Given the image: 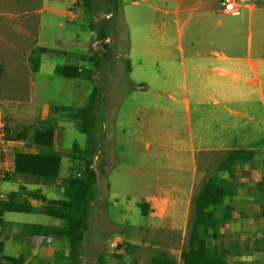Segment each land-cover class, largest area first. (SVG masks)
<instances>
[{"label":"crops","instance_id":"1","mask_svg":"<svg viewBox=\"0 0 264 264\" xmlns=\"http://www.w3.org/2000/svg\"><path fill=\"white\" fill-rule=\"evenodd\" d=\"M161 1L165 5L162 11L146 5L153 11L143 18L149 30L147 37L150 43L147 47H142V54L151 55L154 52L158 54V60L162 57L166 62L167 74L163 84L168 102L159 104V99L148 96L147 78L139 80L142 81L140 84H136L138 80L131 77L123 79L126 80L124 87L129 88L127 91L131 92V112L130 115L127 114V117H130L129 124L122 125V129L127 134L133 133L128 135L126 143L110 141L112 134L108 133L106 137L109 141L105 142L104 119L107 118L111 107L117 109L123 103L118 85L114 86L110 80L111 74L104 76L101 81V85L105 86L104 91L101 92L98 87L102 102V110L99 108L101 140L93 167L99 164V168L94 167L98 176L99 196L101 197V190L109 194L108 174L125 162L124 157L128 155L131 158L126 160V173L133 171L135 174H141L151 171L154 174L147 182L137 181L136 188L141 191L136 193L130 192V185L124 183L126 189L123 196L127 204L123 218L117 217V212L111 210L105 202L109 226L117 228L120 226L118 221L124 223L132 219L136 205L140 210V220L128 224V232L115 235L120 236L125 244L135 248L120 251V254L123 253V256L129 258L138 257V254L151 258L156 255V251H163L169 258L175 259L176 264H180L192 197L196 194L197 187L209 177L206 178L209 171L204 169L207 165L205 155L218 160L219 163L226 151L255 150L257 156L254 159L234 164L229 173H221V177L229 182V185L225 188L224 196L219 198L218 203L210 210V216L218 222L204 226L203 230L210 235H217V238L210 239V246L212 249L226 251L230 264H264V145L254 149L248 146L252 139L264 137V129H261L264 127V117L258 112V105H264V0H257L260 2L259 6L253 4L252 1L255 0H248L241 11L245 12L244 15L238 17L220 9L213 10L210 0ZM156 12L163 14L162 21L158 20ZM253 16L258 19L257 31L261 42L253 48L247 39L244 47L236 49L239 43H236L235 34L239 29L234 25V21L247 20L251 31ZM133 20L135 21V18ZM173 28L177 35L184 34L186 47L172 45L170 35ZM30 50L27 52V61ZM110 52L119 53L115 51V47ZM118 53L109 57L110 61L123 55L125 66L128 67V52L124 53L123 49ZM129 56L131 57L130 52ZM65 68L63 76H66ZM37 72L39 74V70ZM35 73L31 72V75ZM15 78L16 75L10 84L15 85ZM49 86L50 83L45 85ZM43 87L44 85L39 88V93ZM178 103L184 111L182 122L177 117ZM38 107L40 109L35 113L38 120H34L38 128L49 124L59 125L55 104L45 103ZM150 107L163 109L165 124L159 133L151 131V128L141 130L140 126L137 130V126L132 123V117L145 115V110ZM6 112L8 114L7 109ZM1 123L0 121V145L6 147V161L0 162V168H3L7 175L3 176L0 182V199L11 202L28 200L30 205L40 207L44 205L42 200L27 196V193L40 191L46 202L58 201L61 197L62 180L73 171L74 162L70 160L64 166L63 175L59 173L56 188L42 186L35 176H19L17 170L20 153H32V150H36L35 153H44L41 151L47 150L45 153L50 154L52 149L38 146L32 141L30 146L21 141H3ZM147 135L157 141L148 144L147 150L138 151L140 140ZM16 144L20 146L18 152L16 147H12ZM123 144L129 148V152L123 150L121 155L119 149ZM73 172L77 173L78 170ZM102 177H105V183L102 182ZM7 182L10 184L4 186ZM4 214L5 212L2 213V220L5 222L2 231V256H5V239L8 244H13L18 236L23 235L24 245L35 248L31 256L38 257L40 264L46 261V257L40 254L46 250L52 251L51 254L61 251L62 258L67 257V250L60 247L63 237L58 234L46 236L34 232L52 231L63 226L62 220L53 218L61 223L42 225L19 222L16 219L5 221ZM19 257H22V264H30V257Z\"/></svg>","mask_w":264,"mask_h":264},{"label":"rangeland","instance_id":"2","mask_svg":"<svg viewBox=\"0 0 264 264\" xmlns=\"http://www.w3.org/2000/svg\"><path fill=\"white\" fill-rule=\"evenodd\" d=\"M210 1L213 10L220 9L223 11L221 0L218 2L216 0ZM252 2L255 6H259V1L255 0ZM146 5L157 7L160 11L165 9V5L161 0H119L118 13L112 17L105 0H0V65L3 68V73L0 77V114L2 116L0 121L2 124L4 123L3 126L7 125L11 129H15L16 125L37 124L38 116L35 113L38 112V106L45 103H53L56 107H81L87 101L93 85L97 88L99 87L101 92L104 91L105 86L101 85V81L104 76L111 74L110 80L114 83V86L118 85L123 104L117 109L114 107L109 109L108 116L104 119L105 131L103 140L105 142L109 141L106 134L111 133L110 141L126 143L128 135H132L133 132L127 134L122 129V125L129 124L130 117H127V114L130 115L131 112V92L127 91L129 88L124 87L126 80L123 79L131 77L134 80H138L136 84H140L142 81L139 80L147 78L149 81L148 96L159 99V104L168 102L164 95L165 85L163 84L167 74L166 62L163 61L162 57L158 60L157 53L153 52L151 55L144 56L142 54V47H147L150 43L147 37L149 30L146 28V20L143 21V18L153 11L151 8H147ZM241 11L239 14L232 16L244 15L245 12L241 13ZM155 14L159 21L163 20L161 12H156ZM133 18H135V21ZM252 22L253 25L250 31L247 20L239 19L234 21V25L239 29L235 34L236 43H239L236 49L244 47L247 39L250 40L253 48H256L261 42V37L257 31L258 19L256 16L252 17ZM102 25H111L112 33L103 41H98L96 30ZM170 36L173 46L183 45L186 47L187 41L183 33L179 36L175 28H173ZM34 47L46 48L49 51L40 55L39 74L37 72L31 75L27 52ZM114 47L115 51H119V53L110 52ZM123 49L124 53L125 51L128 52V67L127 65L125 66L126 60L123 55H120L115 60L112 59V61L109 59V57H113L114 53L120 54ZM82 55L94 56L96 61L101 59L100 63L102 65L98 69L94 61H90L87 58L82 59ZM66 66L68 67L65 68ZM64 68L66 76H63ZM14 75H16L15 85H12L10 82ZM48 83H50V86L45 87ZM43 85L44 87L39 93V88ZM176 106L178 120L180 119L182 122L184 111L181 104L178 103ZM99 108L102 110L101 101ZM263 108V104L258 105V112L264 117ZM145 112L146 114L141 115L139 118L132 117V123L137 126V130L140 126L141 130L151 128V131L159 133L161 127L165 124L163 109L150 107ZM35 119L36 121H34ZM14 120H17V122L14 123ZM56 120L59 125H55L57 130L54 134V144L49 152L62 155L60 170L62 175L64 166L70 160L72 163L74 162L73 171L78 170L80 172L79 166H81V162L72 161L69 153L73 144H78L81 147L85 146L86 135L79 132L73 121L63 112H57ZM116 122L118 125H116ZM261 129H264V127ZM18 130L16 132L21 135ZM23 132L26 134V139L18 137L15 141L28 143L29 146L32 145V130H29L28 133L26 130ZM3 141L5 140L3 139ZM156 141L149 135L143 137L140 140L138 151L147 150L146 146ZM259 145H264V137L262 139H252L248 146L254 149ZM0 146L4 148L0 162H5L6 147L4 145ZM12 147H16L17 152L20 150L18 144ZM21 148L24 150L22 146ZM123 150L127 153L129 152V148L125 144H123L122 148L120 147V154ZM31 152L35 153L37 151L32 150ZM41 152L45 153L48 151L42 150ZM207 157L205 155V163L207 165L204 166V169L206 172L209 171L206 174V178L214 173V169L218 165V160H214L210 156ZM130 158V155L124 157L125 162L109 172L110 195L105 190H101V197L99 194L96 197L100 208L95 214L97 217L95 222L96 226L100 228L103 224L104 226L109 225L106 204L111 210L117 212V217L122 216L123 218L125 214L124 208L127 204L125 196H123L124 189H126V186L124 188V183L130 185V192L136 193L141 191V189L136 188L138 180L147 182L154 177L151 171L141 174H135L133 171L126 173L124 171V168L127 167L126 160ZM94 167L96 169L99 168V164L97 163ZM0 175L1 177L7 175L3 168H0ZM104 178L102 177L103 183H105ZM9 184L7 182L4 186ZM12 184H14V181ZM56 187L54 186L53 188ZM199 187L201 186L197 187L196 193L200 189ZM60 199L62 198L60 197ZM3 218L5 221L16 219L19 222H31L42 225H50L54 222L61 223L59 220L44 214L5 212ZM140 218V210L134 205L132 219L124 223L118 221L120 226L108 228L107 236L95 233L88 237L83 251V264H96L97 256L100 253H116L117 250L114 251L109 246V241L111 237L115 236V231L118 229L119 233L128 232L130 229L128 224L136 223ZM93 221L92 219V223ZM4 224L5 222L3 221V228L5 227ZM60 247L64 249L63 242L60 243ZM132 247L134 246L132 245ZM33 249L24 245L23 235H20L13 244H8L7 239H5L3 254L10 257H19L20 255L30 257ZM126 250H130V248ZM51 253L52 251L48 250L41 252L40 254L46 257V261L42 262L44 264H61L63 261L62 252ZM148 259V256L141 254H138V257L133 256V258L122 255V261L125 263L132 261L146 263ZM40 263L38 257H30V264ZM115 263L117 264V262L110 261L108 264Z\"/></svg>","mask_w":264,"mask_h":264},{"label":"trees","instance_id":"3","mask_svg":"<svg viewBox=\"0 0 264 264\" xmlns=\"http://www.w3.org/2000/svg\"><path fill=\"white\" fill-rule=\"evenodd\" d=\"M108 4V10L114 17L118 12L119 0H105ZM112 33L111 25L99 26L96 30V38L103 41ZM49 50L42 47H34L28 55V64L32 73L39 70L40 55ZM82 59L87 58L94 61L96 67L102 65L99 59L96 61L94 56L82 55ZM3 68L0 65V77ZM91 81V80H90ZM93 82V80H92ZM100 93L96 86H92V91L81 107L59 106L58 111L63 112L70 118L75 127L82 134L86 135L85 146L73 144L69 156L73 161H80V172L71 171L69 175L62 180L61 198L56 202H46L40 191L27 193L32 199L42 200V207H34L29 204L28 200L22 202L1 201L0 212H18V213H38L41 212L46 216L60 219L63 226L54 228L49 232L34 231L42 235L58 234L63 237L64 249L67 250V257L61 264H83V251L88 237L98 233L101 236H107L108 228L111 226H96L95 214L100 208L96 199L98 196L97 188V171L93 168L94 158L97 155L98 145L101 140V123H100ZM17 129L21 135L16 132ZM32 130V142L38 146L51 147L54 144V134L57 126L54 124L46 125L44 128H38L37 124L16 125L11 129L7 125L2 128L3 139L5 141L26 139L23 131ZM16 133V134H15ZM257 156V151L249 149H233L225 152L223 159L218 163L211 174L201 185L197 193L192 197V208L189 214L187 224V235L182 246L180 254V264H230L227 261L228 253L212 249L210 239L217 238V235H210L203 230V227L218 221L210 216V210L218 203V199L224 196L225 188L229 185L221 177V173H229L234 164L248 162ZM62 155L60 153H27L22 152L18 157L19 176H35L38 183L44 187H54L59 179ZM263 182V181H262ZM264 187V182H263ZM264 214V213H263ZM92 219L94 220L92 223ZM107 223V222H106ZM93 224V225H92ZM94 228V229H93ZM113 228V227H112ZM114 232V231H113ZM118 230L115 234H118ZM115 237V236H114ZM113 238V237H111ZM127 245V246H126ZM0 251V264H22V257L2 256ZM132 250L129 244L121 241L116 253H100L97 256L96 264H108L110 261L117 264H176V260L169 258L163 251H157L154 257L148 259L146 263L122 261L120 251L125 249ZM109 258V260H108Z\"/></svg>","mask_w":264,"mask_h":264},{"label":"built area","instance_id":"4","mask_svg":"<svg viewBox=\"0 0 264 264\" xmlns=\"http://www.w3.org/2000/svg\"><path fill=\"white\" fill-rule=\"evenodd\" d=\"M247 1L248 0H221L222 10L224 12L230 14V15L239 14L241 9L243 8V5ZM2 127H3V124L1 123V130H2ZM3 152H4V148H2L0 146V158H1ZM5 156H6V150H5ZM2 178H3V176L1 177V175H0V182H1ZM262 181L264 182V177H263ZM0 197H2V196H0ZM1 201H3V200L0 199V202ZM2 231H3V220H2V216H1V212H0V251H1V246L3 243ZM121 241H122V239L120 236H116V237L111 238L109 241L110 248L112 250L116 251L118 248V245Z\"/></svg>","mask_w":264,"mask_h":264}]
</instances>
